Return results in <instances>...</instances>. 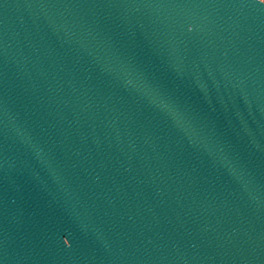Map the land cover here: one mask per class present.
I'll use <instances>...</instances> for the list:
<instances>
[{
    "label": "water",
    "instance_id": "1",
    "mask_svg": "<svg viewBox=\"0 0 264 264\" xmlns=\"http://www.w3.org/2000/svg\"><path fill=\"white\" fill-rule=\"evenodd\" d=\"M0 264H264V0H0Z\"/></svg>",
    "mask_w": 264,
    "mask_h": 264
}]
</instances>
